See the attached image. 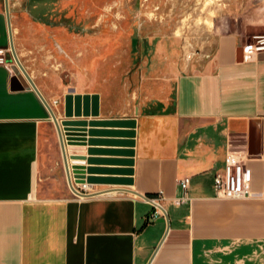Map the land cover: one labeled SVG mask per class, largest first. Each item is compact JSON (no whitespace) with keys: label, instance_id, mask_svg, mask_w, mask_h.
<instances>
[{"label":"crops","instance_id":"0c3cea01","mask_svg":"<svg viewBox=\"0 0 264 264\" xmlns=\"http://www.w3.org/2000/svg\"><path fill=\"white\" fill-rule=\"evenodd\" d=\"M23 4L9 0L21 62V15L38 11L31 0ZM244 6L222 23L210 55L185 70L173 67V104L163 111L113 119L103 91L51 88L27 70L62 125L99 121L92 141L67 143L69 155H86L88 172L132 177L129 187L149 199L127 192L76 198L54 183L64 176L56 125L7 54L9 65H0V264H264V51L244 58L264 34V0ZM28 29L34 33L37 23ZM0 48L11 49L6 0ZM232 151L251 173L249 197L217 194L216 174ZM94 184L98 192L113 188ZM160 192L167 234V217L154 218L150 200Z\"/></svg>","mask_w":264,"mask_h":264},{"label":"rangeland","instance_id":"374dc122","mask_svg":"<svg viewBox=\"0 0 264 264\" xmlns=\"http://www.w3.org/2000/svg\"><path fill=\"white\" fill-rule=\"evenodd\" d=\"M247 1L31 0L38 11L21 15L22 62L51 88L103 91L113 119L163 111L173 104V67L210 55L222 23ZM31 22L38 26L32 34ZM63 169L54 183L71 194Z\"/></svg>","mask_w":264,"mask_h":264},{"label":"water","instance_id":"95a60500","mask_svg":"<svg viewBox=\"0 0 264 264\" xmlns=\"http://www.w3.org/2000/svg\"><path fill=\"white\" fill-rule=\"evenodd\" d=\"M6 13L9 21V30H10V39H11V55L8 57L10 59H13L15 61V64L18 66V68L21 70V72L24 74L30 85L37 91V93L41 96L45 104L47 105L52 119L56 125L58 134H59V139H60V144H61V149H62V154H63V161H64V166H65V171H66V176L69 185L71 188H73V183H72V177H71V164L72 167L77 175V178L80 182H89V183H103V184H112V185H119V187H113L112 189H107L104 191H99L96 193L88 194L87 196L91 197L100 193H110V192H127V193H133L138 196H142L144 198H147L145 195L139 193L138 191H135L131 189L130 187H122V186H131L133 184V179L132 177H121V176H103V175H98L96 173H93L92 171L88 170H93L92 167L87 168L86 164L88 161V157L86 155H69L67 151V143L70 144H87L88 142V137H91V141L93 140V137L96 135V129L95 127L99 125V121L97 120H92L88 124H71V123H65L61 124L59 121L58 117L56 116L52 106L48 101L44 98L43 94L41 93L40 89L36 85L35 81L21 62V59L17 53L15 43H14V38H13V29H12V23H11V15H10V7H9V0H6ZM122 122L120 120H113V125L114 124H121ZM91 160V159H89ZM149 199V198H147ZM164 211V214L167 217L168 220V225H167V230L166 234L170 229V222H169V217L167 214V211L164 207H161ZM153 259V257H152ZM151 259V260H152ZM151 262V261H150ZM150 264V263H149Z\"/></svg>","mask_w":264,"mask_h":264},{"label":"built area","instance_id":"2783aa9c","mask_svg":"<svg viewBox=\"0 0 264 264\" xmlns=\"http://www.w3.org/2000/svg\"><path fill=\"white\" fill-rule=\"evenodd\" d=\"M264 51V34L254 36V41L244 48V58L247 62L255 60L260 52ZM11 49L0 48V65H9L7 54ZM58 101H55L56 104ZM67 177V176H66ZM71 177L73 188L68 183L72 196L76 198L89 197L88 194L96 193L95 184L87 181L80 182L71 164ZM68 182V180H67ZM190 183V177L181 179L180 184L186 190ZM215 188L219 197L226 199H241L253 194L251 189V173L246 167L242 155L237 151L227 154L225 168L222 172L216 174ZM163 199V192H160L158 198H151L155 206L153 217L165 215L161 207L160 200ZM188 200L186 196L175 199L177 204L184 203Z\"/></svg>","mask_w":264,"mask_h":264},{"label":"bare ground","instance_id":"6f19581e","mask_svg":"<svg viewBox=\"0 0 264 264\" xmlns=\"http://www.w3.org/2000/svg\"><path fill=\"white\" fill-rule=\"evenodd\" d=\"M67 151H68V148H67ZM111 193V192H110Z\"/></svg>","mask_w":264,"mask_h":264}]
</instances>
